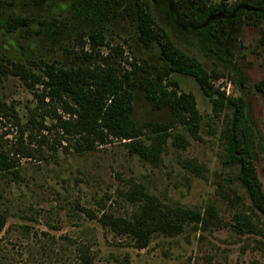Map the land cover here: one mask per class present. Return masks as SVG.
Here are the masks:
<instances>
[{
    "label": "rangeland",
    "instance_id": "rangeland-1",
    "mask_svg": "<svg viewBox=\"0 0 264 264\" xmlns=\"http://www.w3.org/2000/svg\"><path fill=\"white\" fill-rule=\"evenodd\" d=\"M201 1L146 0V11L175 47L211 75L215 88L245 101L264 192V18L253 11L247 17L250 0H224L233 7L202 17ZM134 11V0H0V20L27 21L10 31L0 27V103L10 107L6 114L0 110V153L15 164V172L0 173V264H81L82 254L90 264H264V217L237 180L226 148L232 108L213 111L192 77L171 72L168 79L194 96L200 116L195 136L173 121L171 135L182 133L187 143L182 147L168 137L152 164L117 140L77 152L76 137L57 126L53 107L56 115L67 116L59 105L50 108L47 98L39 102L33 93L40 85L29 88L11 73V63L34 73L42 61L64 67L111 64L122 77L129 71L123 85L132 92L133 119L169 122L168 107L157 109L145 97L147 79L162 60L156 44L144 48L138 41ZM216 18L227 25L222 45L207 34ZM91 25L107 45L84 58L82 50H90L82 41ZM151 137L141 136L146 143ZM131 186L170 207L197 210L206 221L186 223L173 236L156 233L137 248L132 238L96 218L103 212L135 213L138 202L124 196ZM242 214L256 224L255 231L238 226L235 217Z\"/></svg>",
    "mask_w": 264,
    "mask_h": 264
},
{
    "label": "trees",
    "instance_id": "trees-1",
    "mask_svg": "<svg viewBox=\"0 0 264 264\" xmlns=\"http://www.w3.org/2000/svg\"><path fill=\"white\" fill-rule=\"evenodd\" d=\"M97 1V0H96ZM135 23L137 38L144 48L156 44L162 64L156 68L155 76L148 77L144 87L145 97L160 109L166 105L170 110L169 122H143L137 123L132 115V92L123 85V77L129 76V71H124L123 77L111 64L77 65L64 67L56 62L42 61L37 65L40 73L28 71L21 63H11V73L29 88L40 85V89L33 94L39 102H45L50 108L57 103L67 116L61 118L56 115L57 126L62 133L75 136L74 149L77 152L92 151L98 145L106 144L112 140L121 142L129 154L139 159L157 163L160 154L165 149L168 137H173V144L185 146L187 143L182 133L171 135L168 128L175 121L184 126L189 134L195 136L199 127V113L196 109L195 99L191 92H184L177 88L175 81L168 79L171 72L192 77L204 95L210 98L213 111L223 108H232V119L227 130V151L230 161L237 167L236 178L243 187L249 201L264 217V192L261 188L256 168L254 166L255 148L252 141L253 120L246 111V103L242 98L225 96L223 91L215 88L211 83V75L192 56L184 54L175 47L167 38L165 32L151 19L146 11V0H134ZM202 17L228 11L233 5L226 6L224 0L210 3L202 0ZM247 17L252 11L264 18V0H250ZM104 10L101 9V14ZM186 14V13H185ZM252 14V13H251ZM193 20L192 15H188ZM201 20V19H200ZM22 18L8 17L1 21L5 27L13 28L26 24ZM232 23L235 19L231 20ZM217 44L222 45L227 32V25L223 18L213 20L206 27ZM90 51L82 50L84 58H89L92 51L107 45L100 29L91 25L84 36ZM114 52L116 49H112ZM119 56L121 50L117 48ZM131 65V62H129ZM147 67L140 66L141 70L149 75ZM214 74V73H213ZM262 83H257V87ZM170 86V88H167ZM9 106L0 103V110L7 113ZM16 117V115H13ZM32 123V122H31ZM149 132L153 134L151 142L146 143L141 136ZM12 160L0 153V173L15 172ZM131 203L138 202V209L130 217L115 216L103 212L97 216V221L102 226H107L115 233L124 234L132 238L134 246L143 248L149 239L156 233L173 236L182 230L186 223H205V218L197 210L182 207H170L162 204L148 195L140 187L131 186L125 193ZM238 226L245 232L255 231L256 224L249 217L242 214L236 216ZM4 219L0 215V230ZM264 228V220L262 222ZM81 264H90L86 255H81Z\"/></svg>",
    "mask_w": 264,
    "mask_h": 264
},
{
    "label": "flooded vegetation",
    "instance_id": "flooded-vegetation-1",
    "mask_svg": "<svg viewBox=\"0 0 264 264\" xmlns=\"http://www.w3.org/2000/svg\"><path fill=\"white\" fill-rule=\"evenodd\" d=\"M6 18H8V17H6ZM16 18H18V17H16ZM217 19V18H216ZM215 20V19H214ZM1 21L2 20H0V27H2V28H4L6 31H10V30H12V28H8L7 26L5 27L3 24H1ZM17 26H20V25H17ZM15 27V26H14ZM13 27V28H14Z\"/></svg>",
    "mask_w": 264,
    "mask_h": 264
}]
</instances>
